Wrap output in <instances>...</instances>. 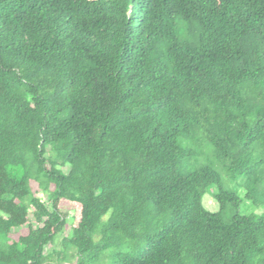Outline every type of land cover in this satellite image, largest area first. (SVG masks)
Here are the masks:
<instances>
[{"label":"trees","instance_id":"16d2710c","mask_svg":"<svg viewBox=\"0 0 264 264\" xmlns=\"http://www.w3.org/2000/svg\"><path fill=\"white\" fill-rule=\"evenodd\" d=\"M239 188L264 208V0H0V264H264Z\"/></svg>","mask_w":264,"mask_h":264},{"label":"rangeland","instance_id":"374dc122","mask_svg":"<svg viewBox=\"0 0 264 264\" xmlns=\"http://www.w3.org/2000/svg\"><path fill=\"white\" fill-rule=\"evenodd\" d=\"M178 26L181 28V25L178 24ZM249 92H247V96H248V101L246 103V107L247 109H252L253 112H256L259 109V105L255 103V96L257 95V92H255L254 88H248ZM49 152V150H47ZM207 152L205 153H200L197 155V158L193 159V161L191 163H187L184 166H182V169L187 171L190 170L194 167V165H198L200 163H211L214 162V160L212 158H209L206 156ZM218 166H216L217 168ZM218 170L220 171L219 167ZM222 178H225V174L222 172ZM226 179V178H225ZM226 185L233 187V185H230L229 183H227ZM31 191L34 193V195L39 198L42 202H44L46 205L49 204V200L46 197L47 195L45 193H43L42 190H40V188L38 187L37 184L33 183L32 187H31ZM214 193H215V189H206L204 195L202 196V205L203 207L208 211V212H216L218 209V204L216 203L215 199H214ZM238 193L241 196V204H240V213L243 215H249V214H255V215H260L262 214V212H264V208L263 207H259V208H255L252 206V204L250 203V201H248L244 196V190L242 188L238 189ZM72 217H73V212L69 211L67 212V217H66V228L64 229V233L63 236H68L69 232H70V228L69 226L72 225ZM31 220V218H30ZM14 231V230H13ZM6 241V240H5ZM60 243L57 241L56 242V246L59 247ZM53 248V246H49L45 249V253H49L51 251V249ZM115 252V250H107L106 252H104L102 254V259L100 264H109V259L111 258L112 254ZM62 264H74L73 262H68V263H62Z\"/></svg>","mask_w":264,"mask_h":264}]
</instances>
